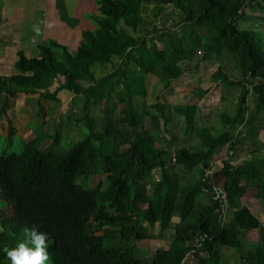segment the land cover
<instances>
[{
    "label": "trees",
    "instance_id": "16d2710c",
    "mask_svg": "<svg viewBox=\"0 0 264 264\" xmlns=\"http://www.w3.org/2000/svg\"><path fill=\"white\" fill-rule=\"evenodd\" d=\"M248 6L264 11V0H102L96 30L83 32L76 56L56 41L42 46V59L19 54L18 75L0 78V116L10 98L37 96L40 113L43 100L58 103L57 95L64 90L84 99L79 123L91 122L95 127L91 112L98 105L93 99L96 91L121 109L118 118L105 120L100 135L89 138L91 149L101 152L108 174L106 182L95 188L78 183L95 162L85 142L81 147L71 145L60 156L27 143L21 153L0 157V255L34 228L45 233L49 257L45 264H187L190 254L194 264H220L225 249L242 250L244 264H264V227L247 207L238 208L239 199L253 185L256 197L264 199V158L249 156L243 164L228 159L216 169L215 178L221 176L230 207L238 208L225 223L205 176L220 150H235V134L245 124L251 92L256 113L264 114V36L237 27ZM167 8L178 18L175 26L183 25L186 31L178 42L185 59H192L195 47L203 49L204 58L215 49H226L239 71L234 80L221 70L214 74L216 80L238 86L242 93L235 113L221 114L220 132L197 131L202 147L196 151L169 149L157 132L147 128L150 113L136 104L137 97L147 96V75L159 74L172 51L160 49L147 37L158 32L157 19L168 31ZM197 30L206 32L204 43L199 37L192 40ZM55 50L62 54L61 61ZM115 61L120 64L103 78L92 73V66ZM129 63L133 69L127 68ZM154 107L168 133L165 106ZM174 111L185 118L189 129L200 108L177 105ZM173 164L199 168L200 177L186 186L183 196H178L181 185L171 173ZM146 182L154 189L156 201L151 200ZM160 211H171L180 219L177 240L182 246L158 249L152 260L143 259L134 247L122 246L121 240L147 237L139 232L142 223H159L162 231L166 229L169 218ZM254 229L261 230L260 240L244 251L243 237ZM2 264L10 260L5 256Z\"/></svg>",
    "mask_w": 264,
    "mask_h": 264
},
{
    "label": "rangeland",
    "instance_id": "374dc122",
    "mask_svg": "<svg viewBox=\"0 0 264 264\" xmlns=\"http://www.w3.org/2000/svg\"><path fill=\"white\" fill-rule=\"evenodd\" d=\"M168 9V8H167ZM172 9H168L166 13L167 30L164 31L165 24L157 19L155 24L158 32L147 36L148 41L155 40V44L164 49L172 48L168 57L166 66L160 67L159 74H149L146 78L147 96L146 98H136L137 107L140 110L146 109L150 116L147 119V128L152 132H157L163 139L169 149L174 150L179 147H185L191 151H196L202 147V143L197 136V131L206 128L209 131L218 133L221 131V114L226 113L233 115L242 89L238 86L228 87L224 83L214 78V74L221 70L223 73L234 80L238 77L239 71L235 66L233 57L226 49H215L208 58H204L203 49L195 47L192 59H185L181 49L179 48V40L185 35L183 25L175 26L178 18L171 13ZM175 13V12H174ZM151 20H147L148 25ZM124 27V25L122 24ZM172 26V28H170ZM242 30L256 31L264 36V11H257L252 6L245 8V17L237 24ZM149 31L152 30L150 26ZM130 34H134L128 29ZM192 37L201 38L204 43L206 32L197 30ZM174 44L175 48H173ZM57 60H62V54L57 53ZM112 65L102 66L96 64L92 66V73L96 78H100L109 70ZM127 68L133 69L131 63L127 64ZM158 71V70H157ZM55 88H53V91ZM69 92V91H68ZM38 98H22L12 100L4 113L0 117V157L5 154L21 153L23 147L27 143H37L38 147L54 152L55 156H60L71 148V145L81 147L83 142L90 146L89 138L91 134L102 132V126L107 118L116 119L120 116L121 107L114 108L113 101L102 100L99 92L94 93V100L98 103L92 108L93 123L88 122V130L84 127L85 123H79L83 117L82 104L84 100L76 97L75 94H62L60 103H52L43 101L45 106L39 113ZM2 100L0 99V104ZM102 102V104H101ZM165 106V114L170 122L167 124V131H164V120L161 118L159 111L154 107L155 104ZM193 104L200 108V112L194 116V123L187 129L185 118L179 116L174 111V106ZM21 107V110L18 108ZM18 112L20 113L18 115ZM94 127V128H93ZM88 133V134H87ZM235 150L232 155H228V159L236 160L235 164H243L247 157L264 158V114H257L255 110V99L252 95L247 98V114L246 121L235 134ZM92 156L95 160L94 166L89 175L83 180H78L79 184H85L88 188H95L99 183H105L108 176L105 161L101 156V152L91 149ZM226 151L222 156L218 152L215 156L217 160H224L226 153L231 149L226 147ZM261 151V153H256ZM219 156V157H218ZM212 160V163L215 161ZM219 160V161H220ZM227 160V159H226ZM219 162L215 165L218 170L224 163ZM172 175L180 182L178 194L181 196L187 185L193 183L195 179L200 177L199 168L195 170L176 167L174 164L171 169ZM215 182L223 185V180L215 178ZM150 189L149 193L152 201H156L155 191L150 186V182H146ZM255 189V186L253 185ZM228 218L231 215L230 204ZM152 234L149 231L151 226L147 223L141 224L139 232L147 234V239L143 241L121 240L124 247H134L136 252L143 255H149L156 249H169L172 247L173 237L164 236L163 231ZM5 255H0V264L3 263ZM192 260L193 256H188L185 261ZM189 263V262H188Z\"/></svg>",
    "mask_w": 264,
    "mask_h": 264
},
{
    "label": "crops",
    "instance_id": "0c3cea01",
    "mask_svg": "<svg viewBox=\"0 0 264 264\" xmlns=\"http://www.w3.org/2000/svg\"><path fill=\"white\" fill-rule=\"evenodd\" d=\"M101 1L102 0H0V78L18 75L15 63L20 53H23L28 59H42V46L50 41H56L66 46L69 53L72 56H76L83 32H93L96 30L95 18L99 16ZM54 52H56V54L58 53L57 50ZM119 64L120 61H115L114 64H108L112 65L113 69L103 74L100 78L111 73L114 67H117ZM69 93L73 92H68L66 90L59 92L57 95L59 100L58 103L61 101L62 94ZM75 96L83 99L81 95ZM27 97L30 99L38 98L37 96L22 95L17 99L10 98L9 105L12 100H19ZM0 99L2 100L1 96ZM38 101L39 99H37V102ZM37 105L39 107V103H37ZM43 106H45L44 103ZM18 109L21 110V107ZM38 110L40 109L38 108ZM19 114L18 112V115ZM1 116H4V114ZM84 127L88 130L87 122L84 124ZM31 143L34 145L37 144L34 142ZM226 150V147L220 150L219 156H222ZM183 194L181 196H183ZM256 194V189L253 187L249 188L244 197L239 199L238 208L247 207L259 219L264 227V199H258ZM178 196L180 195L178 194ZM238 208H230V217L233 211ZM159 214L169 218V226L163 230L164 236L173 237L172 247L174 245L182 246L183 243L177 240V233L181 226L180 219L174 216L171 211H160ZM157 225L160 227V224L156 223L149 228L152 234L159 232ZM260 234V229L248 231L243 237L242 249L244 251L251 250L256 243L259 242ZM146 239L147 237L144 240ZM157 250L158 249L152 252L151 257H149V255L137 253L145 260H152ZM241 255L242 250L225 249L220 264H244ZM189 256L192 257L193 254ZM188 262L187 264H193L190 259Z\"/></svg>",
    "mask_w": 264,
    "mask_h": 264
},
{
    "label": "clouds",
    "instance_id": "9594fccd",
    "mask_svg": "<svg viewBox=\"0 0 264 264\" xmlns=\"http://www.w3.org/2000/svg\"><path fill=\"white\" fill-rule=\"evenodd\" d=\"M45 233H37L33 228L26 232L25 238L16 242L15 246L4 249L10 264H45L48 253Z\"/></svg>",
    "mask_w": 264,
    "mask_h": 264
},
{
    "label": "built area",
    "instance_id": "2783aa9c",
    "mask_svg": "<svg viewBox=\"0 0 264 264\" xmlns=\"http://www.w3.org/2000/svg\"><path fill=\"white\" fill-rule=\"evenodd\" d=\"M244 11H245V9H244ZM229 154L232 155L233 151L230 150L229 152H227L224 160H226V159L228 160ZM216 159L213 163H211L210 168L205 171V173H206L205 176H206V179L208 180V184L210 185L211 190L214 194V198L220 206L219 212L222 216V222L225 223L228 221V216H227V213L229 210L228 196H227L226 191L224 190L223 185H219L215 182V172H216L215 165H217L219 162L222 161L220 159H219L220 161L219 160L216 161Z\"/></svg>",
    "mask_w": 264,
    "mask_h": 264
}]
</instances>
